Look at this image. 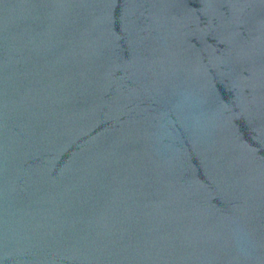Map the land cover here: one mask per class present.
Masks as SVG:
<instances>
[{"label":"water","instance_id":"water-1","mask_svg":"<svg viewBox=\"0 0 264 264\" xmlns=\"http://www.w3.org/2000/svg\"><path fill=\"white\" fill-rule=\"evenodd\" d=\"M0 264H264V0H0Z\"/></svg>","mask_w":264,"mask_h":264}]
</instances>
